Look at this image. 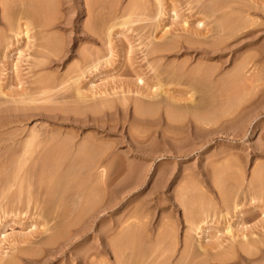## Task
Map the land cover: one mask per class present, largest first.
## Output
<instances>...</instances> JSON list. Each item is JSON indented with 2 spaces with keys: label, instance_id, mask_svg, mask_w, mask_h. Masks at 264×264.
Masks as SVG:
<instances>
[{
  "label": "rangeland",
  "instance_id": "1",
  "mask_svg": "<svg viewBox=\"0 0 264 264\" xmlns=\"http://www.w3.org/2000/svg\"><path fill=\"white\" fill-rule=\"evenodd\" d=\"M155 1L0 0V89L9 93L0 90V103L6 107L22 93L32 97L7 105L18 111L6 113L11 124L0 129V161L5 164L15 148L33 140L27 163L6 168L0 162V264H213L210 258L219 253L230 258L224 264H264V0H163L159 16ZM196 15L205 34L196 30ZM224 16L230 17L229 27L241 29L217 47L219 36L211 31ZM124 19L130 21L119 25ZM26 23L28 36L17 35ZM43 41L51 48L42 47ZM172 44L177 48L170 49ZM199 44L219 50L213 45L216 51L207 57ZM155 46L170 51L154 52ZM42 50L49 58L37 68ZM240 63L245 69L236 74ZM233 73L242 78L236 85L230 84ZM42 77L58 89L39 94ZM78 146L87 150L84 155L108 154L103 160L109 168L103 166L107 172L100 179H108L110 195L104 187L100 191L102 183L95 186L102 195L95 187L96 195L91 192L103 167L93 178L84 166L78 172L79 165L66 174L75 153L84 152ZM13 177L18 182L8 190ZM26 178L29 207L16 198L26 195ZM108 198L114 205L104 209ZM198 225L212 227L203 231ZM52 233L57 242L44 246ZM102 243L113 253L100 252Z\"/></svg>",
  "mask_w": 264,
  "mask_h": 264
},
{
  "label": "bare ground",
  "instance_id": "2",
  "mask_svg": "<svg viewBox=\"0 0 264 264\" xmlns=\"http://www.w3.org/2000/svg\"><path fill=\"white\" fill-rule=\"evenodd\" d=\"M156 1H157V5L159 6V7H158V6H157V7L160 9L164 2H163V0H156ZM156 1H155V3H156ZM219 1H220V0H219ZM235 1H236V0H235ZM235 1H234V2H235ZM94 2H95V1H94ZM99 2H100V1H99ZM99 2H98V3H99ZM104 2H105V1H104ZM192 2H193V1H192ZM196 2H198V1H196ZM203 2H204V1H203ZM223 2H224V1H223ZM229 2H230V1H229ZM140 3H141V2H140ZM198 3H199V2H198ZM205 3H206V2H205ZM37 4H38V3H37ZM40 4H41V3H40ZM100 4H101V3H100ZM102 4H103V3H102ZM132 4H133V3H132ZM132 4H131V5H132ZM219 4H220V3H219ZM139 5H141V4H139ZM43 6H44V5H43ZM142 6H143V5H142ZM201 6H202V5H201ZM230 6H231V5H230ZM130 7H131V6H130ZM132 7H133V6H132ZM136 7H137V5H136ZM196 7H197V6H196ZM211 7H212V6H211ZM223 7H224V6H223ZM244 7H245V6H244ZM46 8H47V7H46ZM202 8H203V7H202ZM212 8H213V7H212ZM221 8H222V7H221ZM156 9H157V8H156ZM159 9L157 10V14H156V15H158V16H159V15H162V13H163V11H164V10H163L164 7L161 8V10H159ZM165 9H166V8H165ZM176 9H177V8H176ZM176 9H175V10H176ZM236 9H237V8H236ZM38 10H40V9H38ZM133 10H135V9H133ZM126 11H127V10H126ZM149 11H150V10H149ZM210 11H211V10H210ZM212 11H213V10H212ZM229 11H230V10H229ZM121 12H122V11H121ZM130 12H131V11H130ZM143 12H144V11H143ZM175 12H176V15H178L177 11H175ZM208 12H209V10H208ZM213 12H214V11H213ZM213 12H212V13H213ZM139 13H140V12H139ZM155 13H156V12H155ZM216 13H217V12H216ZM219 13H220V12H219ZM241 13H242V11H241ZM213 14H214V13H213ZM223 14H224V13H223ZM150 15H151V14H150ZM208 15H209V14H208ZM217 15H218V14H217ZM217 15H216V16H217ZM224 15H227V14L225 13ZM234 15H235V14H234ZM249 15H250V14H249ZM136 16H137V15H136ZM143 16H144V15H143ZM196 16H197V15H196ZM201 16H202V14H201ZM204 16H205V15H204ZM218 16H219V15H218ZM239 16H240V15H239ZM247 16H248V15H247ZM29 17H30V16H29ZM47 17H48V16H47ZM112 17H113V16H112ZM125 17H126V16H125ZM127 17H128V16H127ZM127 17H126V18H127ZM199 17H200V16H199ZM128 18H129V17H128ZM133 18H134V17H133ZM156 18H157V16H156ZM197 18H198V16H197ZM231 18H232V17H231ZM25 19H26V18H25ZM28 19H29V18H28ZM30 19H31V18H30ZM35 19H37V17H36ZM39 19H40V18H39ZM114 19H115V18H114ZM130 19H131V15H130ZM143 19H144V18H143ZM211 19H212V18H211ZM229 19H230V17H229ZM229 19L226 18V17L224 16L223 18L220 19V23L218 22L219 24L217 23V21L214 22V23H217L218 25L215 26V27H213L214 29L212 28L213 30L211 29V30H212L211 32H214L213 35H218V36H219V38H218L219 40H217L218 42L215 41V44L217 45V47H218L219 45H221V44L223 45L224 42H226L227 40H230L231 38H233L234 36H236V35L238 34V30H239V28H240L239 25H241V24H239V25L237 24L236 26H230V27H229V24H227V23L230 22ZM247 19H248V17H247ZM52 20H54V19H51V21H52ZM126 20H127V19H126ZM147 20H148V19H147ZM185 20H186V19H185ZM213 20H214V19H213ZM236 20H237V19H236ZM236 20H235V21H236ZM241 20H242V19H241ZM26 21H27V20H26ZM31 21H32V20H31ZM31 21H30V22H31ZM36 21H37V20H36ZM129 21H130V20H129ZM129 21H128V22H129ZM155 21H156V20H155ZM196 21H197V20H196ZM232 21H233V20H232ZM45 22H46V21H45ZM45 22H43V23H45ZM48 22H49V21H48ZM128 22L125 21V19H124V20H122V22H120V24H119V22H118V24H119V25H125V24L127 25ZM186 22H188V21H185V23H186ZM248 22H249V21H248ZM31 23H32V22H31ZM38 23H39V20H38ZM134 23H136V22H134ZM146 23H147V21H146ZM197 23H198V29H196V30H200V31H201L200 33H201V34H205V33L202 32L203 29H202V30L199 29V28H201V27H203V28L205 27V23H204L203 19H199V18H198ZM233 23H235V22H232V24H233ZM252 23H253V22H252ZM254 23H255V22H254ZM32 24H33V23H32ZM41 24H42V23H41ZM116 24H117V23H116ZM118 24H117V25H118ZM129 24H130V23H129ZM206 24H207V23H206ZM25 25H26L25 27H23V25H22V26L20 25V26H21L20 28L23 27V28H22L23 30L20 29L21 31H20V32L18 31L17 35H19V34H25L26 36H28L29 31H31L32 29H31V30L29 29V26H30L29 24L26 23ZM34 25H35V24H34ZM42 25H43L44 27H46L47 25H49V23H45V24H42ZM248 25H249V24H248ZM211 26H212V25H211ZM226 26H227V27H226ZM237 26H239V28H238ZM244 27H246V26H244ZM247 27H248V26H247ZM242 28H243V26H242ZM18 29H19V28H18ZM111 29H113V28H111ZM188 29H189V28H188ZM191 29H192V28H191ZM240 29H241V28H240ZM38 30H39V29H38ZM107 31H108V29H107ZM246 31H247V30H246ZM108 32H109V31H108ZM111 32H112V31H111ZM111 32L109 33V39H110V40H108L109 43H111V37H110V36L112 35ZM194 32H195V31H194ZM204 32H206V31H204ZM240 32H241V31H240ZM47 33H48V32H47ZM115 33H116V32H115ZM192 33H193V32H192ZM200 33H199V31L196 32L197 35H199ZM34 34H35V33H34ZM39 34H40V33H39ZM48 34H49V33H48ZM48 34H47V35H48ZM118 34H119V33H118ZM194 34H195V33H194ZM42 35H43V34H42ZM49 35H50V34H49ZM29 36H30V35H29ZM107 36H108V35H107ZM32 37H33V35L31 36V39H32ZM39 37H40V36H39ZM53 37H54V36H53ZM204 37H205V36H204ZM29 38H30V37H29ZM46 38H47V37L45 36V39H46ZM194 38H195V37H194ZM201 38H203V37H201ZM234 38H236V37H234ZM43 39H44V38H43ZM189 39H190V38H189ZM214 39H217V38H214ZM47 40H48V39H47ZM51 40H52V39H51ZM192 40H193V39H192ZM201 40H202V39H201ZM208 40H209V39H208ZM34 41H35V40H34ZM205 41H206V40H205ZM212 41H213V40H212ZM112 42H113V41H112ZM180 42H181V41H180ZM189 42H190V41H189ZM191 42H192V41H191ZM228 42H229V41H228ZM39 43H40V42H39ZM151 43H152V42H151ZM175 43H176V42H175ZM194 43H195V42H194ZM197 43H198V42H197ZM200 43H201V42H200ZM1 44H2V43H1ZM43 44H44L45 46H44ZM169 44H171V43H169ZM186 44H187V43H186ZM201 44H202V43H201ZM215 44H212V48H213V49H212V48L210 49V47L208 48L207 45H204V46L202 45V46H201L200 44H199V46L197 47V49L199 50V52L203 53L204 55H206V56L208 57L211 53H214V52L216 51L217 48H216V45H215ZM49 45H50V42H49V41H46V43H44V41H43V43H42V47H44V48H46V49H48ZM108 45H109V44H108ZM110 45H111V44H110ZM210 45H211V44H210ZM213 45H215V48H216V49L213 47ZM35 46H36V45H35ZM166 46H167V45H166ZM170 46H173V47H170ZM170 46L168 45V47H169L170 49H173V50H174V48H175V49L177 48V46L175 47L173 44L170 45ZM191 46L194 47L193 45H191ZM205 46H206V47H205ZM160 47H161V48H159V47L157 46V48H156V46H155L156 49L154 50V48H153V51H154V52H160L162 49H164V51H168V50L170 51V49L167 48V47H165V46H163V47L160 46ZM188 47H189V45H188ZM195 47H196V46H195ZM219 47H220V46H219ZM44 48H43V49H44ZM50 48H51V47H49V49H50ZM53 48H54V47H53ZM57 48H59V47H57ZM57 48H56V49H57ZM166 48H167V49H166ZM39 49H40V48H39ZM59 49H60V48H59ZM165 49H166V50H165ZM214 49H215V50H214ZM53 50H54V49H53ZM53 50H52V51H53ZM112 50H113V49H112ZM195 50H196V49H195ZM198 50H197V51H198ZM218 50H219V48L217 49V51H218ZM220 50H221V49H220ZM39 51H40V50H39ZM36 52H37V51H36ZM53 52H55V51H53ZM56 52H57V50H56ZM162 52H163V51H162ZM37 53H38V52H37ZM40 55H41V57H43V60L41 59L40 62H39L38 60H37L38 62L36 61V63H35L34 65H36L37 68H38L39 66L42 68V66H44L45 63H47V62H45V59H44V58H46V59L49 58L47 52H45V51H43V50H42V52L40 53ZM54 55H55V53H54ZM57 55H58V54H57ZM110 55H111V54H110ZM110 55H109V56H110ZM7 56H8V55H7ZM9 57H10V56H9ZM41 57H40V58H41ZM161 57H162V56H161ZM245 58H246V57H245ZM39 60H40V59H39ZM245 63H246V64H245ZM247 63H248V62H244L243 64L247 65ZM240 64H242V63H240ZM240 64H239V65H240ZM243 64H242L241 66H244V67H241V66H240L241 68H240V67L237 68V70L235 71L236 74L242 72V71H241L242 69H245V65H243ZM45 65H46V64H45ZM95 65H97V64L95 63ZM199 65H200V64H199ZM239 65H238V66H239ZM91 66H92V65H91ZM93 67H94V65H93ZM201 67H202V66H201ZM201 67H200V70H201ZM204 67H205V66H204ZM209 67H210V66H209ZM235 67H236V66H235ZM91 68H92V67H91ZM247 68H248V67H247ZM93 69H94V68H93ZM205 69H206V68H205ZM235 69H236V68H235ZM240 69H241V70H240ZM182 70H183V69H182ZM200 70H199V71H200ZM202 70L204 71V69H202ZM206 70H207V69H206ZM206 70H205V71H206ZM211 70H212V69H211ZM215 70H216V68H215ZM246 70H247V69H246ZM197 71H198V70H197ZM208 71H209V69H208ZM208 71H207V72H208ZM237 71H240V72H237ZM35 72H36V71H35ZM201 72H202V71H201ZM207 72H206V73H207ZM232 72H234V70H233ZM206 73H205V75H206ZM230 74H231V73H230ZM234 74H235V73H233V76L236 77V75H234ZM40 75H41V74H40ZM42 75H43V74H42ZM198 76H199V75H198ZM237 76H238V75H237ZM241 76H242V75H241ZM241 76H240V77H241ZM80 77H81V76H80ZM192 77H193V76H192ZM201 77H202V76H201ZM201 77H200V78H201ZM256 77H257V76H256ZM49 78H50V77H42V78L39 80L40 86H38V87H39L40 90H41V92H40V90H39V92H40L39 94H44V95H45V94H49L51 91L55 90V88L57 87L58 84H56L55 82H52L53 80H52V79H49ZM200 78H199V79H200ZM258 78H259V77H257V79H258ZM206 79H207V78H206ZM223 79H224V78H223ZM233 79H236V80H233V81H234L233 83H232V82H231V83L229 82L230 79H229V80L227 79V80H228L227 83L229 82V83L232 85V84L236 83L237 80H238V82H240V81H241L240 79H242V78H238V77H236V78H233ZM62 80H63V79H62ZM203 80H204V79H203ZM219 80H220V79H219ZM140 81H141V82L143 81L142 78H141ZM201 81H202V80H201ZM223 81H224V80H223ZM230 81H232V80H230ZM159 82H160V81H159ZM211 82H212V81H211ZM219 82H220V81H219ZM221 82H222V81H221ZM37 83H38V82H37ZM58 83H60V82H58ZM62 83H63V82H62ZM76 83H77V82H76ZM143 83H144V81H143ZM222 83H224V82H222ZM222 83H220V85H221L220 87H221V89H222V91H223V89H224L225 87H224V88L222 87V85H223ZM227 83H224V84H227ZM229 83L227 84L226 87H228ZM216 84H217V83H216ZM238 84H239V83H238ZM234 85H236V84H234ZM1 86H2V85H1ZM1 86H0V87H1ZM76 86H77V85H76ZM162 86H163V85H162ZM213 86H214V84H213ZM224 86H225V85H224ZM35 87H36V86H35ZM214 87H215V86H214ZM220 87H219V88H220ZM231 87H232V86H231ZM233 87H234V86H233ZM236 87H238V86H236ZM28 88H30V87H28ZM159 88H161L160 85H159ZM1 89H3V87H1ZM1 89H0V90H1ZM30 89H31V88H30ZM56 89H58V88H56ZM78 89H79V88H78ZM78 89H77L78 92H77L76 94H79L81 97H84L85 95H84L83 93H81V90H78ZM162 89H163V88H162ZM221 89H220L219 91H221ZM225 89H226V88H225ZM37 90H38V89H37ZM60 90H61V89H60ZM227 90H230V89H227ZM232 90H233V89H232ZM12 91H13V90H12ZM18 91H19V90H18ZM161 91H162L163 94H164L165 92H167L165 89H164V90H161ZM216 91H217V89H216ZM219 91H217V92H219ZM1 92H2V95H5V94H6V93H5L6 91L4 92V90H3V91L1 90ZM168 92H169V91H168ZM168 92H167V94H168ZM27 93H28V92H27ZM29 93H30V92H29ZM51 93H52V92H51ZM159 93H160V92H159ZM8 94H9V93H8ZM8 94H6V95H8ZM18 94H19V93H18ZM22 94H24V93H22ZM22 94H20L19 98H17V96H16V98H14L15 96L13 97V94H12L11 97L14 98V99H12V100H8L9 98L6 97L7 100L9 101V103H8V102H6V103L10 104V102H15V103H16V102H20V104H21V102H23V101L25 102L26 100H27V101H28V100L31 101V99H32L31 96H30L31 99H29L30 97L27 98V97H25L26 95H23V97H22ZM85 94H86V93H85ZM163 94H162V95H163ZM218 94H219V93H218ZM28 95H30V94H28ZM35 95H36V94H35ZM55 95H56V94H55ZM164 95H165V94H164ZM169 95H170V94H169ZM50 96H51V95H50ZM159 96H160V95H159ZM167 96H168V95H167ZM214 96H215V94H214ZM3 97H4V96H3ZM34 97H35V96H34ZM38 97H39V96H38ZM46 97H47V96H46ZM225 97H226V96H225ZM103 98H104V97H103ZM158 98H159V97H158ZM213 98H214V97H213ZM10 99H11V98H10ZM47 99H48V98H47ZM173 99H174V98H173ZM1 100H2V99H1ZM5 100H6V99H5ZM7 100H6V101H7ZM36 100H37V99H36ZM79 100H80V99H79ZM83 100H84V98H83ZM143 100H144V99H143ZM146 100H147V99H146ZM146 100H144V101H146ZM164 100H165V99H164ZM33 101H34V100H33ZM81 101H82V100H81ZM84 101H85V100H84ZM88 101H89V100H88ZM111 101H112V100H111ZM122 101H123V100H122ZM141 101H142V100H141ZM157 101H158V100H157ZM162 101H163V99H162ZM194 101H195V100H194ZM196 101H197V100H196ZM44 102H45V101H44ZM44 102H43V103H44ZM105 102H106V101H105ZM137 102H138V101H137ZM1 103H3V101H2ZM1 103H0V129H2L3 127L7 126L8 124H11V122H10V120H11L10 118H11V117H9V116H11V115L8 116V115H6V113L8 114V112H12V111H14V109L17 110V109L15 108V107H16L15 105H14L15 107H14V106L11 107L12 105L7 106V105H8V104H7V105H5L6 107H4V106H1V105H2ZM4 103H5V102H4ZM40 103H41V102H40ZM43 103H41V104H43ZM45 103H46V102H45ZM82 103H83V102H82ZM112 103H113V102H112ZM122 103H123V102H122ZM156 103H157V102H156ZM156 103H155V104H156ZM164 103H166V102H164ZM172 103H173V102H172ZM176 103H177V102H176ZM198 103H199V102H198ZM13 104H14V103H13ZM18 104H19V103H18ZM137 104H138V103H137ZM144 104H145V103H144ZM149 104H150V102H149ZM159 104H160V103H159ZM159 104H158V105H159ZM187 104H188V103H187ZM3 105H4V104H3ZM25 105H26V104H25ZM45 105H46V104H45ZM93 105H95V104L93 103ZM101 105H102V103H101ZM124 105H125V104H124ZM140 105H142V104H140ZM140 105H139V106H140ZM168 105H169V104H168ZM168 105L165 104V107H166V106L168 107ZM179 105H180V104H179ZM191 105H192V104H191ZM195 105H196V104H195ZM195 105H194V106H195ZM30 106H31V105H30ZM32 106H33V105H32ZM49 106H50V105H49ZM87 106H88V105H87ZM105 106H106V105H105ZM105 106H104V107H105ZM111 106H112V105H111ZM143 106H144V105H143ZM149 106H151V105H146V107H149ZM155 106H156V105H155ZM171 106L177 107V106H175V105H173V104H172V105L170 104V107H171ZM42 107H43V106H42ZM83 107H84V106H83ZM83 107H82V110L84 109ZM89 107H90V109H91V106H89ZM104 107H102V108H104ZM167 107H166V108H167ZM178 107H179V106H178ZM178 107H177V109H178ZM187 107H188V105H187ZM187 107H186V108H187ZM189 107H190V106H189ZM189 107H188V108H189ZM13 108H14V109H13ZM45 108H47V107H45ZM87 108H88V107H87ZM99 108H100V107H99ZM113 108H114V107H113ZM179 108H180V107H179ZM21 109H23V108H21ZM34 109H35V108H34ZM151 109H152V108H151ZM153 109H154V108H153ZM88 110H89V108H88ZM143 110H144V109H143ZM143 110H142V111H143ZM147 110H148V109H147ZM178 110H179V109H178ZM221 110H222V109H221ZM17 111H18V110H17ZM25 111H26V110H25ZM96 111H98V110H96ZM149 111H151V110H149ZM165 111H166V109H165ZM175 111H176V110H175ZM83 112H84V111H83ZM100 112H101V111H100ZM167 112H168V111H167ZM171 112H172V111H171ZM179 112H181V111H179ZM28 113H29V112H28ZM168 113H169V112H168ZM144 114H146V113H144ZM152 114H153V112H152ZM171 114H172V113H171ZM174 114H176V113L174 112ZM174 114H172V115H174ZM181 114H182V113H181ZM12 115H13V114H12ZM47 115H48V114H47ZM141 115H142V113H141ZM149 115H150V114H149ZM172 115H171V116H172ZM179 115H180V114H179ZM171 116H170V117H171ZM174 116H175V115H174ZM174 116H173V117H174ZM176 116H177V115H176ZM213 116H215V115H213ZM68 117H69V116H68ZM182 117H183V116H182ZM208 117H209V116H208ZM208 117L205 118V119H208V120H209L210 118H208ZM4 118H5V119H4ZM180 118H181V117H180ZM211 118H212V117H211ZM171 120H172V118H171ZM173 120H174V119H173ZM202 120H203V119H202ZM19 121H20V120H19ZM177 121H178V120H177ZM205 121H206V120H205ZM212 121H214V120H212ZM181 122H182V121H181ZM208 122H209V121H208ZM203 123H204V122H203ZM205 123H206V122H205ZM198 124H199V123H198ZM195 125H196V124H195ZM200 125H201V124H200ZM196 128H197V127H196ZM24 129H25V128H24ZM15 131H16V130H15ZM34 133H36V131L33 129V133H32L33 136L35 135ZM11 134H12V133H11ZM17 134H18V133H17ZM38 134H39V133H38ZM42 134H43V133H42ZM20 135H21V134H20ZM30 138H31V137H30ZM30 138H29V139H30ZM44 139H45V137H44ZM65 139H66V138H65ZM25 140H27V137H26ZM70 140H71V139H70ZM1 141H3V140H1ZM16 141H17V140H16ZM31 141H33V140H31ZM31 141L29 140V141L27 142V144H25V146H24L25 149H24V147H21V149H19V151H21V154H20V155L18 154V153H20V152L18 151V148L13 147V148H15L16 151L14 150V152L10 153L9 158L6 156V157H7V158H6V159H7L6 163L4 164L3 161H0V162H2V163L4 164L5 167H6V165H7L6 168H8V166H9V168L12 167L15 163H18V164L21 163V164H22V163L24 162L22 165H24L25 163H27V162H25V161H28V159H30V158H26L25 155H26L27 153H29L30 156H31L32 148H31V146L29 145L30 143H32ZM44 141H45V140H44ZM48 142H49V141H48ZM60 142H62V141H60ZM25 143H26V142H25ZM38 143H39V141H38ZM40 143H41V142H40ZM42 143H43V142H42ZM66 143H67V142H66ZM68 143H69V140H68ZM68 143H67V144H68ZM82 143H83V142H82ZM22 144H23V143H22ZM67 144H66V145H67ZM80 144H81V143H80ZM85 144H86V143H84V145H85ZM91 144H92V143H91ZM31 145H32V144H31ZM88 145H89V143H87V145H85L84 147H83L82 145H81V146L79 145V146H80V147H83V148H86V146H88ZM29 146H30V147H29ZM58 146H59V145H58ZM79 146H78V148H80ZM90 146H91V148L93 149L92 145H90ZM16 147H18V146H16ZM28 147H29L30 149H29ZM52 147H53V146H52ZM64 147H65V146H64ZM72 147H73V146H72ZM6 148H7V147H6ZM8 148H9V147H8ZM22 148H23V149H22ZM46 148H47V147H46ZM49 148H50V147H49ZM56 148H57V147H56ZM78 148H77V149H78ZM87 148H88V147H87ZM91 148H90V149H91ZM33 149H34V148H33ZM52 149H53V148H52ZM52 149H51V150H52ZM61 149H62V148H61ZM80 149H82V148H80ZM80 149H79V150H80ZM99 149H100V148H99ZM6 150H7V149H6ZM22 150H24V151H22ZM29 150H31V153H30ZM66 150H67V149H66ZM82 150L84 151V149H82ZM101 150H104V149L102 148ZM0 151H1V150H0ZM10 151H11V150H10ZM43 151H44V150H43ZM59 151H60V150H59ZM85 151H87V150H85ZM85 151H84L83 153H82L81 151H80V153H78L79 151L75 153V157H74V158L72 159V161L70 162L71 164L68 166L69 168H68V170H67L68 172H66V174L69 173V172H70V174H71L73 168H77L78 166H76V165H79V168H78V170H77L78 172H80V171H79L80 168H81V169H84V168L86 167L87 170H89V172H90V174H91L90 177L93 178V176H94L93 174L96 175V173H95V172H96V169L100 171L99 168H102L103 166H104V167H108V165H107L108 162H107V164H106V163L104 162V160H103V159H105V157L108 155V154H106L105 150H104L105 153L99 151V155H98L97 153L94 154V153L92 152V153H93V156H92V153H91V152H90V153H91V156H89L88 154H90V153H87V152H86V154L84 155ZM88 151H89V150H88ZM22 152H24V153H22ZM45 152H46V151H45ZM68 152H70V151H68ZM97 152H98V151H97ZM6 153H7V151H6ZM50 154H51V153H50ZM1 155H4V154L1 153ZM62 155H63V154H62ZM83 155H84V156H83ZM27 156H28V155H27ZM65 156H67V155H65ZM24 157H25V158H24ZM37 157H38V156H37ZM42 157H43V156H41V158H42ZM4 158H5V157H4ZM45 158H47V157H45ZM66 158H67V157H66ZM106 158H107V157H106ZM43 159H44V158H43ZM51 159H52V157H51ZM110 159H111V158H110ZM3 160H4V159H3ZM8 160H9V165H8ZM22 160H24V161H22ZM57 160H59V159H57ZM70 160H71V159H70ZM21 161H22V162H21ZM45 161H46V160H45ZM4 162H5V161H4ZM46 162H49V161H46ZM46 162H45V163H46ZM110 162H111V161H110ZM38 163H40V162H38ZM55 163H56V162H55ZM57 164H58V163H57ZM111 164H112V163H111ZM0 165H1V163H0ZM105 165H106V166H105ZM109 165H110V164H109ZM2 166H3V165H2ZM4 166H3V167H4ZM75 166H76V167H75ZM81 166H84V168L81 167ZM14 167H15V165H14ZM23 167H24V166H21V165H20V169H22ZM104 167H103V168H104ZM112 167H113V165H112ZM0 168H1V167H0ZM53 168H54V167H53ZM60 168H61V167H60ZM108 168H109V167H108ZM113 168H114V167H113ZM261 168H262V167H261ZM18 169H19V168H18ZM20 169L18 170L19 172L21 171ZM30 169H31V168H30ZM30 169H29V170H30ZM35 169H36V168H35ZM106 169H107V168H104L102 171L104 172V170H106ZM133 169H134V168H133ZM11 170H12V169H11ZM51 170H52V169H51ZM257 170H258V169H257ZM3 171H4V169H3ZM18 171H17V172H18ZM75 171H76V169H75ZM75 171H74V172H75ZM82 171H83V170H82ZM102 171H101V174H100V173L97 174V175H99V176H98V179H96L97 177L95 176V179H94L95 181L92 183V189H93V191H91V192H92V194H93V192H94V195H96V192H95L96 190H94L95 188L97 189V191H98L97 193L99 194V188H97V187H95V186L97 185V186L99 187V185H100L101 183H102V185L100 186V187H101L100 189H102V187H104L106 191L104 190V188H103L102 190H100V191H103V190H104L108 195H110V193L112 192V190H111V188H110V183L107 182L108 179H106V177H105L103 180L100 179V177L102 178V175H103V174L106 175L105 172H107V171H105V172L103 173ZM109 171H110V170H109ZM8 172H10V171H8ZM15 172H16V171H15ZM30 172H31V171H30ZM40 172H41V171H40ZM84 172H85V171H84ZM93 172H94V173H93ZM256 172H257V171H256ZM34 173H35V172H34ZM75 173H77V172H75ZM262 173H263V172H262ZM25 174H26V173H25ZM28 174H29V173H28ZM83 174H84V173H83ZM88 174H89V173H88ZM18 175H19V174H18ZM18 175H16V176H18ZM33 175H34V174H33ZM67 175H68V174H67ZM74 175H75V174H74ZM74 175H73L72 177H74ZM92 175H93V176H92ZM14 176H15V175H14ZM64 176H65V175H64ZM77 176H78V175H77ZM253 176H254V174H253ZM261 176H262V174H261ZM6 177H7V176H6ZM10 177H11V176H10ZM28 177H29V176H28ZM30 177H31V176H30ZM51 177H52V176H51ZM66 177H67V176H66ZM70 177H71V176H70ZM90 177H88V178H90ZM7 178H8V177H7ZM18 178H19V177H18ZM18 178H17V177H16V178L13 177L12 180L8 182V183H9L8 190L13 189V187L15 186V183L17 184V182H18ZM31 178H32V177H31ZM33 178H34V176H33ZM63 178H64V177H63ZM107 178H108V177H107ZM261 178H262V177H261ZM50 179H51V178H50ZM82 179H83V178H82ZM109 179H110V178H109ZM251 179H252V178H251ZM20 180H21V179H20ZM29 180H30V178H26V181H27V187H26V188H27V190H26V189H25V190H26L27 192L25 193L26 195L24 196V198L21 199V198H20L21 196H20V197H16V198H18V199H17V202H18V203H20V202L23 201V205H24V203H25L27 207H29V206H30V203L33 201V200H32V197H31V191H30V189H31V188H30L31 183L29 182ZM34 180H35V179H34ZM48 180H49V179H48ZM88 180H89V179H88ZM101 180H102V181L105 180V182H104L105 185H104V186H103L104 183L101 182ZM254 180H255V179H254ZM12 181H13V182H12ZM31 181H32V180H31ZM58 181H59V180H58ZM63 181H64V180H63ZM82 181H83V180H82ZM89 181H90V180H89ZM92 181H93V180H92ZM260 181H261V180H260ZM4 182H5V181H4ZM22 182H23V181H22ZM60 182H61V181H60ZM65 182H66V181H65ZM71 182H72V181H71ZM73 182H74V181H73ZM84 182H85V181H84ZM96 182H97V183H96ZM262 182H263V181H262ZM49 183H50V182H49ZM58 183H59V182H58ZM85 183H86V182H85ZM95 183H96V184H95ZM98 183H99V185H98ZM36 184H37V183H36ZM82 184H83V183H82ZM23 185H24V184H23ZM74 185H75V184H74ZM77 185H78V184H77ZM93 185H94V186H93ZM251 185H252V183H251ZM3 186H4V185H3ZM19 186H20V185H19ZM65 186H68V185H65ZM82 186H83V185H82ZM84 186H85V185H84ZM56 187H57V186H56ZM94 187H95V188H94ZM256 187H257V186H256ZM64 188H66V187H64ZM84 188H85V187H84ZM34 189H35V188H34ZM70 189H71V188H70ZM76 189H77V188H76ZM54 190H55V189H54ZM74 190H75V189H74ZM77 190H79V188H78ZM4 191H5V190H4ZM22 191H23V190H22ZM32 191H33V190H32ZM1 192H2V191H1ZM33 192H34V191H33ZM53 192H54V191H53ZM56 192H57V191H56ZM63 192H64V191H63ZM106 193H104V194H106ZM5 194H6V193H5ZM16 194H17V193H16ZM51 194H52V193H51ZM85 194H86V193H85ZM87 194H88V193H87ZM100 194H101V192H100ZM100 194H99V195H100ZM102 194H103V193H102ZM102 194H101V195H102ZM19 195H20V194H19ZM21 195H22V194H21ZM33 195H34V194H33ZM48 195H49V194H48ZM74 195H75V194H74ZM81 195H82V194H81ZM89 195H90V192H89ZM75 196H76V195H75ZM91 196H93V195H91ZM97 196H98V195H97ZM103 196H104V195H103ZM80 197H81V196H80ZM86 197H87V196H85V198H86ZM88 197H89V196H88ZM88 197H87V198H88ZM94 197H95V196H94ZM16 198H14V199H15L14 201H16ZM59 198H60V197H59ZM90 198L93 199V197H90ZM99 198H100V196H99ZM110 198H111V197H110ZM9 199L11 200L12 198H9ZM79 199H80V198H79ZM88 199H89V198H88ZM88 199H87V200H88ZM92 199H91V200H92ZM12 200H13V199H12ZM21 200H22V201H21ZM35 200H36V198H35ZM89 200H90V199H89ZM95 200H98V198L95 199ZM109 200H110V199L108 198V200H107V201H108L107 204L104 203V206H105L104 209L111 208L112 205H114V204L112 203V201H110V202H111V205L108 204V203H109ZM99 201H100V199H99ZM99 201H98V202H99ZM17 202H15V203L17 204ZM88 202H89V201H88ZM90 202H92V201H90ZM90 202H89V205H90ZM93 202H94V201H93ZM15 203H14V204H15ZM78 203H79V202H78ZM94 203H96V202H94ZM12 204H13V203H12ZM85 205H86V204H85ZM81 206H82V205H81ZM81 206H79V208H80ZM93 206H95V205H93ZM93 206H92V207H93ZM87 207H88V205H87ZM55 208H56V207H55ZM62 208H63V207H62ZM85 208H86V207H85ZM21 209H22V207H21ZM90 209H91V208H90ZM19 210H20V209H19ZM39 210H40V209H39ZM55 210H56V209H55ZM75 210H77V209H75ZM85 210H86V209H85ZM85 210H84V211H85ZM87 210H88V209H87ZM92 210H93V209H92ZM97 210H98V209H97ZM22 211H23V210H22ZM80 211H81V210H80ZM241 212H242V210L239 211L240 214H241ZM243 212H244V211H243ZM87 213H88V212H87ZM87 213H86V214H87ZM37 214H38V213H37ZM39 214H40V213H39ZM79 214H80V212H79ZM84 214H85V213H83V215H84ZM135 214H137V213H135ZM83 215H82V216H83ZM87 215H88V214H87ZM82 216H81V217H82ZM83 217H85V215H84ZM197 217H198V216H197ZM74 218H75V217H74ZM56 219H57V218H56ZM81 220H82V219H81ZM129 221H130V220H129ZM194 221H195V220H194ZM52 222H53V221H52ZM121 222H122V221H121ZM197 222H198V221H197ZM197 222H196V224H197ZM73 223H74V222H73ZM73 223H72V224H73ZM130 223H131V222H130ZM188 223H189V222H188ZM192 223H193V222H192ZM196 224H195V225H196ZM199 224H200V223H199ZM59 225H60V224H59ZM59 225H58V226H59ZM58 226H57V227H58ZM71 226H72V225H71ZM191 226H192V224H191ZM193 226H194V225H193ZM193 226H192V227H193ZM48 227H49V226H48ZM197 227H198L199 229L202 228L203 231H205V230H207V229H208V231H209V228H211L212 226H211V227H210V226H207V227H204V228H203L202 226L200 227V226L198 225ZM229 227H231V226L229 225ZM58 228H59V227H58ZM61 228H64V227H61ZM130 228H132V227L130 226ZM130 228H128V229L130 230ZM48 229H49V228H48ZM117 229H118V228H117ZM135 229H136V228H135ZM135 229H134V230H135ZM192 229H194V227H193ZM136 230H137V229H136ZM230 230H231V229H230ZM230 230H229V228H228V231H230ZM46 231H47V230H46ZM55 231H56V230H55ZM108 231H109V230H108ZM110 231H111V230H110ZM110 231H109V232H110ZM126 231H127V232H126ZM197 231H198V230H197ZM199 231H200V230H199ZM208 231H207V232H208ZM51 232H52V231H51ZM63 232H66V231H63ZM63 232H62V235H64ZM101 232H102V231H101ZM109 232H108V235L110 234ZM130 232H132V231L130 230ZM135 232H136V231H135ZM135 232H134V233H135ZM137 232H138V231H137ZM195 232H196V231H195ZM57 233H58V232H57ZM66 233H67V232H66ZM112 233H113V231H112ZM112 233H111V234H112ZM121 233H122V232H121ZM124 233L127 235L128 239H129L130 236L128 235V230L125 229V232H124ZM52 234H54V235H52V236L50 235V236H48V238L46 237V239H45V241H44V243H45L44 246H47V245L49 246L50 244L52 245V244H54V243L57 242V240H58V238H59L58 235H55V233H52ZM125 234L122 236L124 239L127 238V237L125 236ZM138 234H139V233H138ZM188 234H189V233H188ZM117 235H118V234H117ZM131 235H133V234H131ZM145 235H146V234H145ZM59 236L62 237L61 235H59ZM124 236H125V237H124ZM166 236H167V235H166ZM133 237H135V236H133ZM123 238H122L121 240H119V241H122ZM159 238H161V237H159ZM243 238H245V236H244ZM135 239H136V237H135ZM252 239H254V238H252ZM263 239H264V238H263ZM263 239H262V240H263ZM126 240H127V239H126ZM189 240H190V239H189ZM109 241H110V240H109ZM111 241H112V238H111ZM127 241H128V240H127ZM139 241H140V240H139ZM158 241H159V240H158ZM130 242H131V241H130ZM186 242H187V241H186ZM193 242H194V241H193ZM196 242H197V241H196ZM246 242H247V241H246ZM252 242H253V241H252ZM112 243H113V242H112ZM134 243H135V242H134ZM134 243H133V244H134ZM137 243H138V242H137ZM144 243H145V242H144ZM200 243L202 244V242H200ZM255 243H256V242H254V244H255ZM259 243H260V242H257V244H259ZM107 244H109V243L107 242ZM107 244H106V246H107ZM171 244H172V243H171ZM203 244H204V243H203ZM203 244H202V245H203ZM207 244H208V243H207ZM220 244H221V243H220ZM241 244H242V242H241ZM244 244H245V243H244ZM246 244H247V243H246ZM250 244H251V243H250ZM250 244H249V245H250ZM254 244H253V245H254ZM110 245H111V244H110ZM112 245H113V244H112ZM125 245H126V247H127V244H125ZM136 245H137V244H136ZM153 245H154V244H153ZM160 245H161V244H160ZM185 245H186V244H185ZM251 245H252V244H251ZM137 246H138V245H137ZM141 246H142V245H141ZM146 246H147V245H146ZM166 246H167V245H166ZM192 246H193V245H192ZM199 246H200V245H199ZM206 246H207V245H206ZM214 246H215V245H214ZM223 246H224V245H223ZM239 246H240V245H239ZM255 246H256V244H255ZM98 247L100 248V246H98ZM104 247H105V246H104V244L102 243V245H101V249H100V252H101V251L104 252V250H105V248H106V247H105V248H104ZM188 247H189V246H188ZM202 247H203V246H202ZM210 247H211V246H210ZM243 247H244V245H243ZM243 247H242V249H243ZM253 247H254V246H253ZM127 248H128V247H127ZM167 248H168V247H167ZM193 248H194V247H193ZM220 248H221V247H220ZM97 249H98V248H97ZM107 249H108V248H107ZM109 249H110V248H109ZM129 249H130V248H129ZM129 249H128V250L126 249L127 252L129 251ZM156 249H157V248H156ZM171 249H172V248H171ZM195 249H196V248H195ZM200 249H201V248H200ZM202 249H203V248H202ZM204 249H205V248H204ZM208 249H209V248H208ZM110 250H111V249H110ZM110 250H109V251H110ZM112 250H113V249H112ZM115 250H116V249H115ZM115 250H114V251H115ZM118 250H119V248H117V251H118ZM137 250H139V249H136V251H137ZM246 250H247V249H246ZM248 250H249V252L251 253L250 249H248ZM248 250H247V251H248ZM90 251H91V250H90ZM109 251H106V250H105L106 253H109V254H110L111 251H110V252H109ZM117 251H115V252H117ZM133 251H134V250H133ZM153 251H154V250H153ZM170 251H171V250H170ZM228 251H229V250H228ZM37 252H38V251H37ZM92 252H93V251H92ZM103 252H102V253H103ZM119 252H120V251H119ZM159 252H160V251H159ZM196 252H197V251H196ZM203 252H204V251H203ZM206 252H207V251H206ZM206 252H204V254H205ZM217 252H219V251H217ZM223 252H226V251H223ZM258 252H259V251H258ZM38 253H39V252H38ZM106 253H105V254H106ZM111 253H113V252H111ZM124 253H125V252H124ZM147 253H148V252H147ZM153 253H155V251H154ZM168 253H169V251H168ZM168 253H167V254H168ZM172 253H173V252H172ZM187 253H188V251H187ZM191 253H192V252H191ZM211 253H212V252H211ZM227 253L229 254V252H227ZM235 253H236V252H235ZM235 253H234V254H235ZM246 253H247V252H246ZM246 253H245V254H246ZM253 253H254V252H253ZM256 253H257V252H256ZM122 254H123V253H122ZM133 254H135V253H133ZM189 254H190V253H189ZM199 254H200V253H199ZM204 254H203V255H204ZM209 254H210V253H209ZM215 254H216V253H215ZM245 254H244V255H245ZM35 255H36V254H35ZM119 255H121V254H119ZM119 255H118V257H117V258H118L117 261H119V258H120ZM126 255H127V254H126ZM129 255H130V254H129ZM129 255H127V256H129ZM152 255H153V254H152ZM162 255H163V254H162ZM162 255H161V256H162ZM207 255H208V254H207ZM224 255H225V256H224ZM224 255H223L222 253L216 254V255L212 256V257L210 258L209 261H210V263L212 262L213 264H224V262L226 263V261H227V257L229 258V256H226V254H224ZM254 255H255V254H254ZM121 256H122V255H121ZM130 256H131V258H132V255H130ZM138 256H139V255H138ZM185 256H186V255H185ZM187 256H188V255H187ZM230 256H231V255H230ZM235 256H237V255H234V257H235ZM238 256H239V255H238ZM240 256H241V255H240ZM33 257H34V256H33ZM85 257H86V255H85ZM142 257H143V256H141V258H142ZM154 257L156 258L157 256L154 255ZM164 257H165V256H164ZM164 257H163V258H164ZM170 257H171V256H170ZM170 257H169V258H170ZM206 257H207V256H206ZM209 257H210V256H209ZM241 257H242V256H241ZM247 257H248V256H247ZM249 257H250V256H249ZM249 257H248V258H249ZM127 258H128V257H127ZM129 258H130V257H129ZM138 258H139V257H138ZM146 258H147V257H146ZM148 258H149V257H148ZM181 258H182V257H181ZM196 258H197V257H196ZM225 258H226V260H225ZM231 258H232V257H231ZM16 259H17V258H16ZM120 259H121V258H120ZM133 259H134V258H133ZM14 260H15V259H14ZM128 260H129V259H128ZM138 260H139V259H138ZM157 260H158V259H157ZM167 260H169V259H167ZM231 260H232V259H231ZM8 261H9V260H8ZM17 261H18V260H17ZM97 261H98V260H97ZM104 261H105V260H104ZM108 261H109V260H108ZM120 261H121V260H120ZM150 261H151V260H150ZM161 261H162V260H161ZM207 261H208V260H207ZM209 261H208V263H209ZM228 261H230V258H229ZM6 262H7V261H6ZM98 262H99V261H98ZM102 262H103V261H102ZM105 262H106V261H105ZM131 262H132V261H131ZM135 262H136V260H135ZM135 262H134V263H135ZM147 262H148V261H147ZM151 262H152V261H151ZM197 262H198V261H197ZM10 263H12V261H11ZM85 263H86V261H85ZM106 263H107V262H106ZM120 263L122 264V262H119L118 264H120ZM125 263H126V262H125ZM128 263H129V262H128ZM134 263L132 262V264H134ZM144 263H145V262H144ZM193 263H195V262H193ZM91 264H92V263H91ZM99 264H100V263H99ZM102 264H103V263H102ZM107 264H108V263H107ZM123 264H124V262H123ZM135 264H136V263H135ZM179 264H180V263H179ZM198 264H199V262H198ZM200 264H202V263H200ZM204 264H205V263H204Z\"/></svg>",
  "mask_w": 264,
  "mask_h": 264
}]
</instances>
